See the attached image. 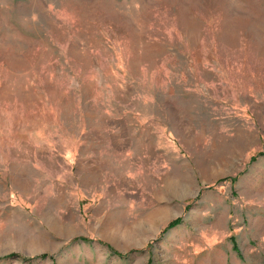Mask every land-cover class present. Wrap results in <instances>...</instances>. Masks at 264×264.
<instances>
[{
    "label": "rangeland",
    "instance_id": "rangeland-1",
    "mask_svg": "<svg viewBox=\"0 0 264 264\" xmlns=\"http://www.w3.org/2000/svg\"><path fill=\"white\" fill-rule=\"evenodd\" d=\"M0 264H264V0H0Z\"/></svg>",
    "mask_w": 264,
    "mask_h": 264
},
{
    "label": "trees",
    "instance_id": "trees-1",
    "mask_svg": "<svg viewBox=\"0 0 264 264\" xmlns=\"http://www.w3.org/2000/svg\"><path fill=\"white\" fill-rule=\"evenodd\" d=\"M45 257H47V255H41V256H38V257H31V258L27 257V258H25V261H34L36 259H43Z\"/></svg>",
    "mask_w": 264,
    "mask_h": 264
}]
</instances>
